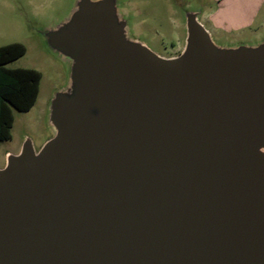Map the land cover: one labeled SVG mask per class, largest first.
I'll return each instance as SVG.
<instances>
[{"label": "water", "instance_id": "95a60500", "mask_svg": "<svg viewBox=\"0 0 264 264\" xmlns=\"http://www.w3.org/2000/svg\"><path fill=\"white\" fill-rule=\"evenodd\" d=\"M199 15L169 57L118 0L42 31L67 82L0 168V264H264V39L218 45Z\"/></svg>", "mask_w": 264, "mask_h": 264}, {"label": "rangeland", "instance_id": "374dc122", "mask_svg": "<svg viewBox=\"0 0 264 264\" xmlns=\"http://www.w3.org/2000/svg\"><path fill=\"white\" fill-rule=\"evenodd\" d=\"M129 35L157 54L169 57L184 46L185 12L200 11L199 20L221 46L254 44L264 39V0H118ZM74 0H0V45L21 42L25 52L9 67L41 73L38 95L27 111L13 109L10 138L0 140V168L17 153L25 138L39 149L51 136L48 106L67 82L66 63L46 46L42 31L68 17Z\"/></svg>", "mask_w": 264, "mask_h": 264}, {"label": "trees", "instance_id": "16d2710c", "mask_svg": "<svg viewBox=\"0 0 264 264\" xmlns=\"http://www.w3.org/2000/svg\"><path fill=\"white\" fill-rule=\"evenodd\" d=\"M25 52L18 41L0 45V140L9 139L13 109L27 111L37 98L41 73L31 67L6 64Z\"/></svg>", "mask_w": 264, "mask_h": 264}]
</instances>
